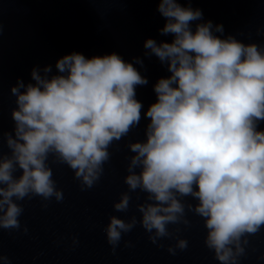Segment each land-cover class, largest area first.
<instances>
[{
	"label": "clouds",
	"instance_id": "clouds-1",
	"mask_svg": "<svg viewBox=\"0 0 264 264\" xmlns=\"http://www.w3.org/2000/svg\"><path fill=\"white\" fill-rule=\"evenodd\" d=\"M156 9L164 18L158 31L172 38H146L143 55L158 58L169 75L152 86L144 139L127 144V191L112 208L126 212L137 190L144 201L135 204L139 220L108 216L105 239L114 252L122 233L139 223L153 244L173 240L166 250L174 255L187 240L169 225L187 227V209L202 219L214 259L239 264L248 236L264 226V40L224 34L190 2L158 0ZM134 65L143 66L140 57L73 51L55 61V73L51 65L33 66L32 82L17 78L9 87L15 107L11 132H2L8 151L0 152V229L27 232L18 219L25 198L63 199L50 158L72 170L81 190L99 180L109 146L141 120L135 89L148 81ZM0 261L10 264L7 256Z\"/></svg>",
	"mask_w": 264,
	"mask_h": 264
},
{
	"label": "water",
	"instance_id": "water-1",
	"mask_svg": "<svg viewBox=\"0 0 264 264\" xmlns=\"http://www.w3.org/2000/svg\"><path fill=\"white\" fill-rule=\"evenodd\" d=\"M178 2H190L192 7L199 8L203 19L221 24L226 35L245 43L264 40L257 35L258 28L264 30V0ZM157 3L158 0H0V152L8 151L2 132H11L13 125L10 110L15 104L9 87L17 78L32 82L33 66L51 65L55 73V61L73 51L86 58L115 52L129 62L140 57L143 66H134L148 81L135 89L136 99L143 105L139 124L109 146V159L91 188L81 190L71 169L49 159L52 178L63 199L43 202L33 196L18 202L24 209L18 219L27 232L0 229V255L7 256L10 264H220L203 243L202 219L187 209V227L169 225L179 227L177 235L187 240L186 248L176 249L174 255L166 250L174 244L173 240L161 238V246H157L148 240L139 223L122 233L114 252L103 232L110 215L123 219L135 215L139 220L135 204L144 201L145 193L137 190L130 193L126 212L112 208L119 193L127 191L123 176L127 174V158L132 155L127 144L144 139L147 118L143 113L155 100L152 86L158 78L169 75L158 58L143 55L146 38L165 42L172 38L171 34L161 35L158 31L164 18L156 9ZM260 127H264V121ZM185 199L195 202L191 197ZM73 237L76 244L72 243ZM125 241L130 246H125ZM262 253L264 226L248 236L239 264H264L259 259Z\"/></svg>",
	"mask_w": 264,
	"mask_h": 264
}]
</instances>
